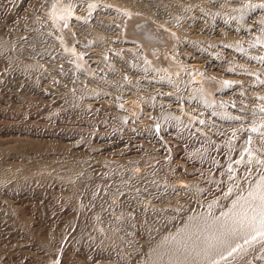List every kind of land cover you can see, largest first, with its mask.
I'll return each mask as SVG.
<instances>
[{
  "label": "rangeland",
  "instance_id": "rangeland-1",
  "mask_svg": "<svg viewBox=\"0 0 264 264\" xmlns=\"http://www.w3.org/2000/svg\"><path fill=\"white\" fill-rule=\"evenodd\" d=\"M28 1L30 2L31 0H0V10H1L0 11V35H1L0 38L2 37L1 42H3L2 44H0V46H3V44H4V41H2L4 39L3 37H5L4 33L5 34L8 33L9 35H10V33H12V32H10V31H12L11 28L18 27L19 32H22L21 30H23V32H24V33L22 32L23 35L20 33L21 40L16 41V43H14V44H16L15 45L16 47H14V45H13V48L14 49L18 48L16 50L20 51L19 53H21V54H18V51H17V54L14 53V56L13 55H12L13 57L11 56L12 59L10 58V61L13 63V61H14L13 59H16L14 57H17V55H18L17 59L23 60V66H28L27 70H25V72L23 73V77L22 76L20 77L18 73H16L17 75L15 74L16 71L12 67L13 64L10 61H8L9 58H5V60H7L8 63L5 60L4 61L7 64L11 63L12 64L11 68H9L10 64L7 66V64L5 62H3L4 58H2V57L5 56V54L1 55L3 53V51L0 54V142L3 141V143L5 144V141H6L5 146L0 147V151H1L0 153H3L2 152L3 148L8 149L9 148L8 145L11 144L10 145V147H11L12 145H16L14 143H17V146L22 148V151L24 154H25V151H27V150L30 152V154H29V152H26V158L27 157H28V159L30 158L29 161L30 160L36 161L37 162L36 164H38L40 166L45 165V164H50L51 166H53V165H55V162H57L58 160H61V159H62V161L65 160L64 163H66V165H67V163L69 161L71 164L70 168L71 167H74V169L78 168L77 169L78 171L74 170L73 168H72V170L76 172V173L75 172H73V173H74V175L76 174L75 179L77 182L81 183L82 181H84L81 183V185L83 183L86 185L85 182H87V184H89L88 183V182H90L89 180H91V182H92L93 179H94V181L96 180L95 182L94 181L92 182L93 184H95L97 182V180L101 181L102 183L105 182L106 184L103 183V186H104L103 187L102 183L99 182V183H101L100 189L103 188L104 190L98 189L99 192L98 191L95 192L97 195V198L95 195H93V193L90 195V192H91L90 188H88V189L84 188L85 191L89 190V192L88 191H87V193L83 192V194L84 195L87 194L88 196L90 195L91 197L89 196L90 197V199H89L87 195H86L87 197L84 195H81V197L84 196V198H82L83 199L82 201H81V197H79L80 194L77 191L78 189L76 190L73 188L74 192L76 191V193L78 194L77 196L79 197V199H77L78 197L76 196V193L74 194L73 189H72V192L70 190L68 192L69 186H63L64 181L62 182V187H66V188L68 187V189L62 188L60 186L61 181L58 179H56V181H55V179L49 178V180L51 179L49 186L51 185L52 187L54 185L53 182L55 183V182H57V180L60 181L59 182L60 185L58 184V182L55 183V185H54L55 188L48 187L46 185V187L48 189L49 188L52 189L51 191H49L50 189L47 191L45 186L44 185L42 186V184H44V183L46 184L47 182H49L47 180L46 181L44 180V182H43V180H42V182L38 180L37 181L38 183L37 182L35 183L37 186H35L34 183H29V186H28V184H25L26 187H24V188H27L28 190H29V188H31L30 189L31 191L25 190L23 188L24 185H22V189L25 190L24 192L21 191V186H19V187L17 186L19 189L17 187H15V191L17 193L14 191L13 187L11 189L3 188L5 195L7 197H10V199H7V197L5 198L3 191L2 190L0 191V194H1L0 197L3 196L4 198L1 197L3 200L4 199L9 200V201L4 200L7 203L3 204L4 205L3 208H6L5 206H8L7 205L8 203L10 204L11 207L13 206L16 208L20 205V202L21 203L23 202V204H21L19 206L20 207L19 213H21L19 215H23V217H25L27 214L30 216L33 214L32 217H34V216L36 217L38 214H40V216L38 215L36 218L35 217L31 218L30 216L27 215L29 217V219L27 216H26L27 218L25 217V221H26V219H28L27 224L29 223L28 221H30L31 228H29V224L27 226L28 229H30L29 230L30 233H29V231L25 230L27 232L26 233L24 231L25 228L21 227L20 225H18L19 227H21V229H19L18 226H15V222H13L14 224L12 223V225L15 226V227H13V229H14V231H13V229H10V228H12V225L9 223H6V222H10V221H8V220L6 222L3 221V223L11 225L9 227L8 225L3 224L2 220L0 219L1 220L0 224L2 223L0 225V229H1L0 230L1 231L0 232V240L4 242V244H3V242L1 243V241H0V243L2 244V246L0 248V255L2 254L1 251H3V255L6 253V256L1 255L0 264H22V263H25V264L26 263L27 264H34L35 263L36 264L38 260H39L38 263L46 264L49 262L50 259L52 261L50 260L49 264H51V263L53 264L56 261H57L56 262L57 264H62V263L68 264L70 261H74V260H75V262H72L73 264H76V261H78V260L80 263L77 262V264L78 263L81 264V261H83V260H80V259H81V257H82V259H84L85 256L91 260L88 261L85 258L87 261L86 262L83 261V264L84 263L88 264L87 262H89V264H92L95 262L94 260H96L95 259L96 257L97 258L101 257V256L100 257L97 256V254L98 255H104V251H105L106 257L104 256L105 257L104 258L102 256L101 257L102 259L100 258L101 260L105 259L103 262L101 261L103 264L109 263V261L111 259H112L111 261H113V258H116L117 256H118L117 257L118 259L117 258H116L117 260L114 259L113 263H115V261H118V263L116 262V264H120V262L122 260L124 261V258L122 255L124 253H126V250L128 251V249H129L127 247L130 245L129 242L132 243L134 241L131 245L133 247H135V245H136L138 248H141V246L139 247V245H137L138 243H136V241L140 242V245H141L143 243V241L145 240V238L142 237V232H140V233H138V232L142 231V230L145 232L146 230H144V229H147L148 226H151V228L153 229L154 227L151 224L152 223L154 224L159 219H160L159 221H162V217H164L163 212H169V207L183 208V207H186L188 205H194L195 207H198L197 209H201L203 212H217V211L227 209L229 206H231L230 203L234 199V196L236 194L243 193L246 191L247 186H248L250 180L252 179V177H254V176L256 177L257 175H259L260 173H262L264 171V147L256 146L257 138L264 136V132H262V131H264V0H244V1L237 0V1H232V2H228L227 0H110L112 3H105L104 5H101L99 8H97V6H99V4H96L95 5L96 8L93 9V12H91L92 11L91 10L86 14V18L83 17L85 20H88L91 22V23H89L88 30L90 32L89 36L92 37L91 33L93 35H96L97 32H100L102 34L104 32L102 29L103 27L105 28V30L107 27H108L107 30L112 29V27H110V26H112V22L114 21L115 17L117 15H119V12H118V6L119 5H122L125 2L126 3L131 2L133 4L134 3L139 4L142 1V3L147 7V9H150V12L158 15V16L157 15L156 16H157V18L159 17V20L163 19L164 22L167 21V24L168 25L170 24V27H172V28L174 27V30L176 29L175 31H179L177 33L181 34L180 36L186 37V36L191 35V38H193L194 41L196 43H198L197 47L195 45L196 48L209 49L210 52H212V53L214 52L216 55L217 54L219 55L220 54V52H219L220 46L217 43L220 42V40H222L223 37H225V38L229 37V40H231V42L233 44H235V43L246 44L247 50L244 51V57H241L239 55H235V56L233 55L231 57V59L226 63V65L224 64V66H222L218 69L217 68H207L208 66L202 62L203 60H191L189 57L193 53V50L190 48H186L185 44H184V47H185L184 53L181 56H180L179 52L176 53V55H175L176 60H179L182 63L181 68L178 70L179 74L184 71V68H189L192 71L191 75L193 77L201 76L202 79H208L209 77H211V83L214 86L216 83V86L213 89V91H214L213 97L214 98H207L208 104H205V103L200 102V101H194V100H189V102H188L187 100L183 99L184 101H183V105L181 107H183V109H182L183 114L188 116L187 117L188 121H187V119L185 121L178 119L179 121H181L180 123H182L181 124L182 126H180V125L177 126V128H179V129H177L176 126H174V125H173V127H170L168 129L163 128L161 123L157 120V114L155 113L156 112L155 105L151 104V108H148L147 104H146L147 99L145 98L146 96H148L149 94H151L153 92H154V94H157V89L153 88V89H151V91L149 93L148 92L146 93L144 90L141 91L139 89L137 91L136 89H134L133 86H136L135 83L137 81H139V79L143 83V81H144L143 79L145 77L143 75H141L140 77H137V76L134 77V75H133V79H130V78H132L131 76H129L130 74L127 73L126 70L122 68V66H119L117 64V62H108V61L103 60V61H100L96 64L95 60H97V59L95 57H93V58L89 57L88 59H85V58L82 59L83 61H85V64H84L83 61H78V59L76 57H74V61L76 63L73 66V63L71 60V61H69V65L73 66L77 72H75L74 76L69 75L70 73L67 75V73L69 71L68 69H66V64L68 63V60L65 58V55H63L64 53H61L60 50H58V49H60L59 47L57 49L58 51L52 50L53 49L52 47H54V44H55L54 42H51L52 39L50 41H49V38H47L45 40L42 38L41 35H38V34H41L40 31L43 29L42 27H45L47 25L46 20H44V18L42 17V14H41L42 10H40L41 12L39 11V9L41 7H37V9H36L40 14L37 11H35L36 13L34 12V15H32L33 13L30 14V16H31L30 21L35 20V16H36V19H38L37 21H39V22L32 21V23H35L36 28H38V26H40V28L37 29L38 31L39 30L40 31L35 35V33L32 32L31 29H27V27H26L27 22H26V20H24V19H26L25 18L26 13H27L26 11H29L28 9H30L32 6H35V4H37V3H39V4H37L38 6L39 5L41 6V4H42V0H34V1L32 0L30 2L31 4L28 3V5H27L26 3ZM35 1H37V3ZM107 1H109V0H107ZM106 4H109L110 6H106ZM24 5L26 6V11L24 10L25 9ZM28 6H31V7L28 8ZM3 9H5L6 11H4ZM257 9H259V10H257ZM23 11H25L26 13ZM253 11H256V15H257V16H255V19H254L255 24H256L255 26L251 25L252 23L249 22L248 17H247V15ZM24 13H25V15H23ZM37 16L39 18H37ZM198 16L203 18L201 20V24H202L203 29L200 28V30H198L196 32H187L185 29L186 26L191 27V25H192L194 27H197L195 25L197 24L196 21H197ZM220 18H225L226 20L231 21V23L233 24L234 27L239 28V29H243L246 32H241V34L233 36L231 34L229 35L228 31L225 30L224 35L223 34H220V35L216 34L214 36L212 29H213L216 21ZM163 20H162V22H163ZM110 22H111V24H110ZM41 23H43V24H41ZM38 24H41L42 26L38 25ZM10 25H12V26L10 27ZM126 25H127V22H126ZM7 27H8V29H6ZM197 28H199V27H197ZM19 29H21V30H19ZM84 32H81V34L85 35L86 32L85 33ZM8 34H6V37ZM227 35H229V36H227ZM6 37H5V39L8 38V37L7 38ZM85 37H86V35H85ZM80 39L79 40H76V39L73 40V43H75V49L77 48L79 50V52L77 50H74L75 53L71 51L72 55H74L76 53H81V51L83 50V47H81L82 45H81ZM20 41H23L22 46L20 45L21 44ZM77 41L78 42L80 41V43L78 44ZM101 42H102V40H101ZM51 43H54V44H53V46L50 47L49 44H51ZM33 45H35V48L36 47L38 48V50L36 49L37 51L35 50ZM250 46H252V47L250 48ZM3 47H1V48L4 49ZM182 47H183V45H182ZM1 48H0V51H1ZM19 48H22V49L19 50ZM55 48H56V46L54 47V49ZM169 48L172 49L171 47H169ZM100 49H101V53H104L101 46H100ZM10 52H12V51H10ZM59 52L62 55L59 54ZM248 55H250L251 59L249 58L247 60ZM99 59H100V57H99ZM249 60H250V62H248ZM29 61H30V63H29ZM79 62H81V63H79ZM195 62L199 64V66H197V68L193 67V65L195 66V64H194ZM250 63L253 64V66H254L253 68L255 70V72H254L255 77H253V78L248 77L247 75H244V74L238 72L241 69V66H245V65H248ZM28 64H30V65H28ZM37 67H39V69H41V71H38ZM78 69H79V71H78ZM10 70H12V71H10ZM209 71L214 72L215 75L218 76V79L220 80V82L223 85L219 82V80L217 82L216 77L210 76ZM12 73H14L16 76H14V74H12ZM82 73H84V74H82ZM160 73H163V72H160ZM146 74L153 77V78H158L159 80L162 78V76H158L159 74H152V72L149 74L146 72ZM169 74H171V73H169ZM171 77H173L174 80H177V78L174 75ZM21 78H22V80H20ZM18 79H19V81H18ZM76 79H77V81H75ZM16 81H18L19 83H17ZM130 82H133V85H130L131 84ZM19 84H20V86H17ZM72 86L76 87L75 91L77 93H80L81 96L83 97L82 100L84 102L82 101L81 103H83L82 105H85V107L87 109L81 108V106L78 107V105H76L75 103H73L74 105H72V102L70 103L68 101V100H70V98H68L66 100L67 90H70V91L74 90ZM222 86H224L225 88H229V89H227L226 91H223V92H219V89L222 88ZM80 89L82 92L83 91L84 92L82 93L80 91ZM82 89H84V90H82ZM188 90L189 89L187 87H185L184 89L180 90L179 94L182 95L183 97H187V91ZM142 92H144V93H142ZM96 93H98V94H96ZM95 94L98 96H101V99L103 98L102 103H103V105L106 104L107 109L105 106V108H103L104 110H100V108L102 107L101 102L90 103V99L88 98V96H96ZM130 94H133V96L137 100H139V102L142 103V109L140 108L138 110V112L142 114V117L140 118L142 120L141 121H137V120L133 121L132 124L130 123L131 126H129L128 120H127L128 123L125 122L126 125H124L123 124L124 121H123V123H121L117 119L115 120L114 116H112V115H119L121 113L119 106H117L118 98H120L121 96H126V95L129 96ZM237 96H241V99L243 100L242 104L236 101ZM204 106H206V107H204ZM93 107H96V108H93ZM207 107L209 108L210 113L208 112ZM213 108H215V109L219 108L218 110L220 111V109H221L222 111L218 115H215V114L213 115ZM94 110H95V112H94ZM108 110H110V111H108ZM102 111H104V112H102ZM106 111L108 113L110 112L111 114L106 113ZM111 117H113V118H111ZM134 123L135 124L138 123V125L141 124V126L143 125L142 127L140 126L139 128L140 129L145 128V129L144 130L142 129L143 131H141L139 128H137L138 129L137 130L134 127L135 126ZM144 124L146 125L145 127H144ZM130 127H132L131 129H136L137 131L131 130ZM261 128H262V130L260 132H258L257 130H260ZM146 129H147V131H146ZM171 132H173V133H171ZM175 132H176V135H174ZM246 136H248L247 140H241L243 138H246ZM130 137H131V139H130ZM12 140L16 141V142H12ZM258 140L264 141V137H262ZM8 141L10 142V144L7 143ZM3 143H0V146ZM159 145H161L162 147L164 145V147L161 148ZM168 145L171 147H169ZM242 145H245V146L241 149L240 147ZM7 146H8V148H6ZM32 146L35 148H33ZM25 147H26V149H24L25 150L24 151L23 148H25ZM29 147H31L30 150H32V148H33V149H36V151L35 150H32L33 152L30 151L28 149ZM44 147L45 148L47 147L46 148L47 151L45 150ZM48 148H50V151H52L54 153L51 152L52 154H50V151L48 150ZM146 148H147V150H146ZM5 149L3 150L5 152V153H3L4 155L2 154L0 157H2V156L4 157L5 154L7 153V151H5ZM162 149L163 150L166 149L167 151L165 150V152H164ZM43 150H44V153H43ZM34 152H38V153L36 154ZM56 152H58V154ZM32 153H34V155H36V156L32 155ZM45 153H47V154H45ZM55 153H56V155H58L59 158L57 156H56L57 159H55L56 157L55 158L53 157V156H55L54 155ZM42 154L45 156L48 155L49 157L48 156L45 157ZM8 155H9V153H8ZM28 155H30V156L32 155V156L29 157ZM13 156H15V158L12 160ZM64 156H65V158L63 160ZM8 157L9 156H7V154H6L5 158H8ZM19 158L20 157H18V155H17V159H16V154H13L10 157V159H8V161L12 162V164H14L15 162H26L24 160L21 161V158L20 159ZM31 158H36V160H34V159L32 160ZM115 158H117L118 160ZM102 160H104V161L114 160L115 162L118 161L119 162L118 165H117L118 162L115 164V162L112 161L113 163H111V164H113V166L116 165L115 168L117 170L114 167H112V168L115 171L113 169H112L113 170L112 171L110 168H105V164L103 163ZM168 161H169V163H167ZM27 162H28V160H27ZM94 162H95L96 169L94 166H93L94 169L92 166H90L92 163L94 164ZM97 162H100V163L98 164ZM101 162L103 163L104 166L102 165ZM97 164H98V167H100L99 165L101 164V168L103 170L105 169L104 171L106 173L103 170H101V168H98ZM68 166H69V163H68ZM166 166L167 167L169 166V168H168L169 171L167 170V173H165L166 169H167ZM35 168H33L34 171L36 170ZM79 168L82 170V172L79 171ZM47 170L49 171L50 168ZM86 170H88L89 172L87 173ZM38 171H39V174L37 173ZM40 171H41V169L36 170V173L38 175H40ZM101 171H103L104 173ZM77 172L78 173L81 172L82 177L81 176L78 177ZM142 175H144V176L142 177ZM168 176H170V177L172 176L171 178H173V176H176L177 177L176 179L173 178L171 180L180 179L186 185H189L190 196L187 193L188 191L187 192L185 191L186 192V194H185L184 191H177V192L176 191H169L165 187H162V185H164V184H160V182L161 183L162 182L168 183L170 181ZM77 177L80 178V180ZM136 177H138V178L140 177L141 179L140 178L138 179ZM81 178H82V180H81ZM137 181L138 182L141 181V183H138L135 185L134 182L136 183ZM152 181L154 182V184L152 183ZM40 182H41V185H39ZM51 182H52V184H51ZM155 182L156 183L159 182L158 186L156 185L157 187L155 186ZM99 183L97 182L96 185ZM117 183H119V184H117ZM129 183H131V184H129ZM56 184H58V185L56 186ZM64 184L67 185L66 183H64ZM74 184H76V183H74ZM31 185H33L34 187H37V188L39 186L40 187L42 186L41 189H43V191L40 188H38L40 190H37V188H32L33 186L30 187ZM89 185H91V183ZM105 186H107V187L105 188ZM121 186H122V188H121ZM124 186L126 187L125 189H123ZM127 186H129V187L132 186V188H129ZM58 187H60L63 190L65 189L64 191H66V193H70V195L66 194L67 195L66 196L65 192H63ZM154 187H156L155 190H154ZM107 188H108V190H106ZM127 188L129 190V192L126 191ZM0 189H2V188L0 187ZM9 190L11 192H9ZM59 190L62 191L63 193L61 192L62 194H60ZM105 190L107 191V194L102 193V192H106ZM18 191H20V192L18 193ZM52 191H53V193H56L57 195H54L52 193ZM132 191L138 197L136 199L140 200V202H141V200H145V202L143 201L144 203H146V201H148L146 203L148 205L147 207H149V205H151V206L154 205L153 207H151V206L149 207V209L152 208L151 211L153 214H151V211L149 209H148V213H147V210L144 211L143 209H145V208H142V210L144 212L142 210L140 212H136V210H138L140 208L133 207V210H132L131 209L132 207L130 208V206L127 204V202H123L124 201L123 199H125V198L127 199L128 197H130ZM43 192H45V193H43ZM123 192L125 195L123 194ZM126 192H127V194L128 193L130 194V195L128 194L129 195L128 197H126V195H127ZM9 193H12V194H10L8 196ZM28 193H29V196H28ZM49 193L51 194V196L53 195L55 198L52 196L54 199L53 198L50 199L49 197H51V196ZM97 193H99V195ZM183 193L185 195L180 196V194H183ZM24 194L25 195L27 194V196H26V199L22 200L21 198H23ZM44 194H46V195H44ZM71 194H73L74 196ZM100 194L103 195V196L101 195L102 197L108 195L105 198L106 203L103 202L104 199L102 197H100ZM12 195H14V198L12 197ZM16 195L19 196V200L21 199L20 202L18 200V203H17L18 197H16ZM42 195H44V196H42ZM135 195L132 194L131 197H133ZM57 196H59V197H57ZM122 196H123V199H122ZM70 197H72V198H70ZM85 197H86V199H85ZM108 197L110 199L111 198L112 199L109 201H106V199ZM1 198H0V200H2ZM92 198H94V199L92 200ZM12 199H14L16 201H14V203H13V201H11V203H10V200H12ZM71 199L72 200L77 199V201L73 202ZM96 199H97V201H96ZM126 199H125V201H126ZM51 200H52V202H51ZM78 200H80V201H78ZM85 200L87 202H83ZM2 201H0V202H2ZM49 201H50V203H49ZM71 201L73 202L72 208L70 207ZM91 201H92V203L94 201L97 204H98V201H100V202H103V204L100 202H99V205L94 204V203L91 204ZM113 201H115L114 203L116 204V206H113V205H115L113 203ZM24 202H26L27 205L25 204V207L23 209V208H21V206H24ZM107 202H108V204H107ZM109 202L112 203L113 205L109 204ZM28 203L30 204V206H28L29 205ZM75 203L77 206L75 205ZM117 203L119 205H117ZM16 204L17 205L19 204V205L16 206ZM89 204H91L92 206L91 205L88 206ZM156 204H159L160 206L158 207V205L156 206ZM93 205H95V206H93ZM101 205L103 206L102 207V213H103V208H105L104 205L106 206V208H107V205H109L108 210H110V208H112V207H113L112 208L113 210L114 209L116 210V212H115V211H112V209H111L110 213L112 211V214L113 213H115V214L119 213V215L118 214H117L118 216L115 214L112 215L109 213V211H106V210H104V212L106 211V212H108L107 213L108 215L109 214L111 215L110 217L116 216V218H118V219H121L122 218L121 216H124V220L125 221L127 220L129 222V225H131V226L133 225V227L128 228V222L127 221H126V223H127L126 225L125 224L123 225V223H125L124 221L121 224L119 223V226L123 227L122 229H120L121 236H123V234H125L124 232H127V230H129V232L126 233L127 235L122 237L123 239L122 238H120L121 240L119 239V241H121V242L118 241L117 246L116 245H115L116 247L114 246L115 248L113 249V251H112V247L110 249L109 246H106L105 244H100L101 242L98 241L99 239L98 240L94 239L95 235L98 234L100 236V233H102V232H103V234L101 235L102 238L100 237V239H103L105 237L104 228H102L103 226H101L103 220L101 221L102 218L100 220L98 218L101 215V209L100 210L98 208L93 209V208L98 207V206L100 208ZM134 205H137V204L133 203V206ZM2 206L0 205V208ZM10 206L7 208H10ZM138 206H140V204H138ZM66 207L67 208L70 207V208L67 209ZM73 207L74 208L76 207V208L73 209ZM89 207L91 210L89 209ZM156 207H157V209H156ZM25 208L30 209L31 212H30V210L27 211V209H26V211H27L26 212L27 214H26L24 212ZM84 208H85L84 214L86 212L91 213V214L96 213L97 209H98L97 211H100L99 213L97 212L99 215L97 213L93 214V215L86 213V214H88V216L87 215H85V216H87V217L92 216L93 222L91 221V218H90V220H88L89 218L86 219L87 217H85L84 215H82V216H84L83 218H80V217H82L81 213H83L82 211ZM158 208H160V209L158 210ZM66 209L69 211L74 210L73 211L74 213H76L78 211L79 212L74 214L72 211H71L72 213L68 211L69 212L68 213L67 211L65 212ZM155 209L158 210V212L157 211L155 212ZM16 210H17V208H16ZM21 210L23 211V213L21 212ZM88 210H90V211H88ZM117 210H119V211L117 212ZM230 210H228V211H230ZM33 211H37L39 213L37 214L35 212L36 213L35 214V213H33ZM60 211H63L61 213L63 215H61L59 213ZM28 212L31 214H29ZM106 212L104 213V215L106 214ZM159 212H161L163 216L161 214H160L161 215L160 217H159V214L157 216H155ZM24 213L26 214L25 216H24ZM58 213L60 214V216L62 218L59 216ZM67 213L71 217H72V214H73V216L74 215L76 216L75 219L73 217V220H72L73 222L70 221L72 218L71 219L68 218L69 216ZM120 213L121 214L123 213V214L120 216ZM138 213H140L139 215L142 216L141 219L136 216ZM142 213H144V216ZM145 214H147V215L149 214L150 217L145 215ZM95 215L96 216L98 215V216L95 217ZM108 215L106 217H109ZM125 215H127L129 219L126 218L127 216L125 217ZM153 215L155 216L154 219H153V217H154ZM93 216L95 218V221L97 220V222L94 221ZM59 217L61 219H64V218L67 219L68 218L67 219L69 221L68 224L67 223L65 224V221H64L65 219L63 220L64 222L62 223V220L59 219ZM30 218L33 220H31ZM149 218H151V220H153V221L148 220ZM57 219H59V220H57ZM82 219H83L84 223L80 222V220H82ZM136 219L138 221H136ZM34 220H37V223H36V224H38L37 226H36V224L34 226V223L36 222ZM67 220H66V222H67ZM98 220L101 222L98 223ZM141 220L144 223V224L143 223L142 224L145 226H143L141 224V222H140ZM154 220H155V222H154ZM32 221H34V223H32ZM60 221H61V223H60ZM76 221H79V225H81V223H83L82 227H83V225L85 226V227H83V228H85V232H84V229L80 226L82 231L79 232V235L82 236L83 232H84L83 235L85 233L86 234H85V236H82V238L80 237L81 243H80V240L78 241V239H80L79 235H76V237H74V239L72 237H70L73 240V243H72L73 246H72L71 242L68 241L71 239L62 240L59 237H63V239H64L67 237V235H66L67 233L70 232L69 234H71L70 229L73 227L72 223H76ZM88 221H89V223H88L89 226L86 224ZM132 221L133 222L136 221V223L134 224ZM90 222L92 224H90ZM45 223H47L46 224L47 226L45 225ZM58 223H60L62 225L60 226ZM138 223H140V224L138 225ZM55 224H57L58 227L60 226V229L62 228L63 231H60V229ZM63 224H65L64 228H63ZM70 224H71V226H70ZM48 225L53 226L51 231H49L50 229H49ZM68 225H69L70 229H69ZM90 225L92 227H90ZM93 225H95V226H93ZM121 225H123V226H121ZM3 226H5V227H3ZM32 226L34 229L32 228ZM65 226L70 231L67 230V228ZM98 226H100L101 228L99 227L100 228L99 229ZM134 226H135V228H134ZM55 227L58 229L59 233H57L58 231H56ZM88 227L91 228L92 231H91V229L89 230ZM95 227L98 229H96ZM22 228H23V230H22ZM35 228H37V229H35ZM43 228L48 229V231L44 230ZM2 229H3V231H2ZM41 229H43V230H41ZM95 229L97 231H99V230H101V231H99L97 233L96 231H94ZM135 229H137V230H135ZM35 230H37V231H35ZM38 230H40V231H38ZM53 230H54V232L56 231V233H57L56 234L53 232L52 234H54L55 237L57 236L56 239L58 238V242H60L59 239H61V241L65 242V243L62 242L63 244L60 242L61 245L67 244V247H69V249H67L66 245H65V247L62 246L64 248V249H62L61 246L59 247V245H57L58 242H56V239L51 238L52 235L50 234V232H52ZM88 230H89V232H92V233L96 232V234L93 235L94 233L93 234L87 233L86 231H88ZM4 231H6V232L10 231L8 233V235H10V233H11L13 238L17 237L16 239H14L15 241L13 240L12 237H11L12 240L9 239L10 237L8 235H6L7 233ZM15 231H16V233H15ZM41 231L42 232L44 231V232L42 233ZM150 231H151V229L148 228L147 232H150ZM35 232H39L41 234L35 233ZM4 233L6 235L5 238L6 237L8 238V239L6 238V240H9L11 245L9 243H8L9 245H7V242H9V241L5 242V240H4L5 238H3ZM22 233H23V235H22ZM28 233L34 234L35 238H37L36 236H38V235H40L39 237H43V236L50 237V235H51V237L49 239H52L55 241V243L53 244L54 247H53L52 242H51V245H52L51 249L43 252L44 251L43 247L41 248L42 250L39 249L40 245H39V243H37L38 239H33V235L31 234L32 235V236L30 235L31 239H33V240H31ZM44 233L46 235L49 233L50 235L48 234V236H46V235H44ZM62 233L64 236L62 235ZM35 234H37V235L35 236ZM58 234L59 235L61 234V235L58 236ZM69 234H68V237H69ZM20 235H22V236H20ZM133 235H135V237H133ZM137 235L139 236V240L137 238L138 237ZM25 236H27V237H25ZM127 236L129 237V239L131 237H133V240L132 239L129 240L128 238H125ZM22 237H25V238H22ZM86 237H88V239L89 238L90 239L88 240ZM95 237L97 238L98 236H95ZM18 238H19V240H18ZM75 238H78V239L76 240ZM20 239L21 240L24 239L25 241L27 240L29 245L32 242L31 245L33 244L34 246L30 245V247H32L30 249L28 244L26 243L27 241L24 242V240H22L24 244L22 242L21 243L23 245H25V247L22 244H21L22 245L21 246L19 244L21 241ZM127 239H128V241H127ZM74 240H76V241H74ZM84 240H86L85 244H84ZM141 240H142V242H141ZM67 241H68L69 245H68V243H66ZM77 241L79 242L78 243L79 245L77 244ZM88 241L89 242L94 241L93 245H95L96 242H98L96 245L99 244L100 246L103 245L105 248H107V247H109V248L105 249L104 247H100L98 249V247L96 245L93 246ZM124 241H125V244H124ZM14 243L16 244V247H15ZM36 243L38 244V247L35 246ZM5 244H6V246H5ZM80 244H83L85 247L87 245V247H86L87 250L82 252V250H84L85 248L83 247V245L80 246ZM119 244H121L120 246H124V247L126 245V247L125 248L122 247V249H120L121 247L118 246ZM18 245H20L22 252L20 250V252L15 253L13 250L19 251V248H17V247H19ZM10 246H13V247H10ZM74 246H76V247H74ZM90 246L95 247V248H93V250H91L92 247H90ZM3 247H5V249H4L5 252L3 250ZM7 247L12 248V250L10 248L8 249ZM22 247L26 248L27 250H29V249L30 250L25 251V249ZM55 247H56V249H58V250H56V252H55V250L52 249ZM77 247H79V248H77ZM129 247H131V246H129ZM137 247H135V248H137ZM13 248H15V249H13ZM74 248H76V249H74ZM101 248H103V249H101ZM123 248H124V250H123ZM6 249H8V251ZM34 249H36L37 251H34ZM60 249H62V252L65 254V256L61 252ZM77 249L78 250L80 249V250L75 253V251H77ZM96 249H97V251H96ZM109 249H110V252H109ZM9 250H11V252L13 251V255L9 252ZM38 250H40V251H38ZM50 250H52L51 252L53 254L57 253L59 255L61 254V256L56 255V254L53 255L50 252ZM89 250H91V251H89ZM102 250H104V251H102ZM106 250L108 251L107 253H106ZM117 250L119 252L118 255L116 252ZM23 251H24V253L26 252L27 254H24ZM31 251L32 252L34 251L33 253L37 252L36 254L38 255V257L35 256L34 254H32ZM47 251H48V255H49V252H50V254H52V255H49V257L52 256L53 259L49 258L47 256V253H46ZM68 251H69V254L66 253ZM87 251L90 252V253L88 252L89 255L92 253L91 255H93V256L90 255V258H89V255H87ZM122 251H123V253H121ZM28 252L29 253L31 252V254H28ZM70 252H74V254H76V256H78V255L80 256L83 253V256L81 255L80 257H78L79 258L78 259L76 256H74V254L72 256H70L71 255ZM79 252H82V253L79 254ZM44 253L47 256V258H49L48 262L43 261V259L41 260V258H43ZM120 253L122 254L120 256L121 258L119 257ZM15 254H18V255L20 254V255L16 256ZM21 254H23V255H21ZM40 254L42 255V257ZM84 254H86V255H84ZM27 255L28 256L33 255V257L34 258L36 257V258L34 259L33 257H30V256L28 257ZM108 255H110V258H111L110 260H109ZM23 256L24 257L27 256L29 259L33 258V259H31L32 261L30 260L32 263L28 262L29 259L27 257H25L23 259ZM46 256H44L45 259H47ZM67 256L69 258L76 257L77 259L72 258V260H70ZM114 256H116V257H114ZM57 257H58V259H60V261L57 259ZM65 257H67L69 259V262L67 261L68 259ZM64 258H65V260H62ZM119 258H120V261H119ZM36 259H37V261L35 262ZM92 260H93V262L91 263L90 261H92ZM40 261H43V263H41ZM61 261H62V263H61ZM65 261H67V262H65ZM96 261H97V263L95 262L94 264H98V263L101 264V262L98 261V259ZM105 261H107V262H105ZM111 261H110V264H111ZM56 263H54V264H56ZM72 263L70 262L69 264H72ZM121 264H123V263H121Z\"/></svg>",
  "mask_w": 264,
  "mask_h": 264
},
{
  "label": "bare ground",
  "instance_id": "bare-ground-1",
  "mask_svg": "<svg viewBox=\"0 0 264 264\" xmlns=\"http://www.w3.org/2000/svg\"><path fill=\"white\" fill-rule=\"evenodd\" d=\"M32 1V0H31ZM30 1V2H31ZM34 1V0H33ZM110 1V0H109ZM109 1H107V0H42V4H41V6L39 5H37V4H39V3H37V1H35L37 4H35V6H28V8L29 7H31L30 9H28L29 11H26V6H25V11L27 12H25V11H23V12H25L26 13V19H24V20H26V22H27V29H31L32 30V32H34L35 33V35L40 31H38L37 29L38 28H40V26H38V25H41V24H43V23H41V24H38L37 26H38V28H36V26H35V23H32V21H37L38 19H36V16H35V20H32V21H30L31 19V16H30V14H32V15H34V12L35 11H37L36 9H37V7H41L40 9H39V11L40 10H42V12H41V14H42V17L44 18V20H46V26L45 27H42L43 29L40 31V33L41 34H38V35H41L42 36V38L43 39H47V38H49V41L52 39V41L51 42H54V43H51V44H49L50 45V47L51 46H53V44H54V47L56 46V48L54 49V47H52L53 49L52 50H57L58 49V47L60 48V49H58V50H60V52L61 53H64L63 55H65V58L68 60V63L66 64V69H68L69 71H68V73H67V75L69 74V75H72V76H74V74H75V72H77L75 69H74V64L76 63L75 61H74V57H76L77 59H78V61H83L82 59L83 58H85V59H88L89 57L91 58H93V57H95L97 60H95L96 61V64L98 63V62H100V61H108V62H117V64L119 65V66H122V68L123 69H125L126 70V72L127 73H129L130 75L129 76H131L132 78H130V79H133V75H134V77L135 76H137V77H140L141 75H143L145 78L143 79L144 81H143V83L141 82V80L139 79V81H137L136 83H135V85L136 86H133V88L134 89H136L137 91L140 89L141 91H145L146 93L148 92H150L151 91V89H153V88H155V89H157V94H154V92L153 93H151V94H149L148 96H146L145 98L147 99V102H146V104H147V107L148 108H151V104L152 105H155V108H156V114H157V120L161 123V125L163 126V128L165 129H168V128H170V127H173V125L174 126H176V128H177V126L178 125H180V126H182L181 124L182 123H180L181 121H179V120H182V121H185L186 119H187V117L188 116H186V115H184L183 114V107H181L182 105H183V101L184 100H187L188 102H189V100H194V101H200V102H203V103H205V104H208V101H207V98H214L213 96V89H214V87L216 86V83H215V86L211 83V77H209L208 79H202L201 78V76H199V77H193L192 75H191V70L189 69V68H184V71L182 72V73H180L179 74V72H178V70L181 68V65H182V63L179 61V60H176V57H175V55H176V53L177 52H179L180 53V56L184 53V50H185V47H184V44L186 45V48H190V49H192L193 50V53L191 54V56L189 57L191 60H203L202 62L205 64V65H207L208 67L207 68H220V67H222V66H224V64L226 65V63L231 59V57L234 55H239V56H241V57H244V51L245 50H247L246 49V44H240V43H235V44H233L232 42H231V40H229V37H223L222 38V40H220V42H218L217 44L220 46V50H219V52H220V54L218 55H216L214 52L212 53V52H210V50L209 49H204V48H196L197 47V45H198V43H196L195 41H194V39L193 38H191V35L190 36H186V37H183V36H180L181 34H178L177 32H179V31H175L174 30V27L172 28V27H170V24L168 25L167 24V21L166 22H164V20L163 19H160L159 20V17L157 18V14H154V13H152V12H150V9H147V7L142 3V1L138 4H136V3H124V4H122V5H119L118 6V12H119V15H117L116 17H115V19H114V21L112 22V26H110V27H112V29L111 30H107V28H106V30H105V28L103 27L102 29H103V33L101 34L100 32H97V34L96 35H93L92 33H91V35H92V37H90L89 35H90V32H89V30H88V27H89V23H91L90 21H88V20H85L83 17H85L86 18V14L89 12V11H91V12H93V9H95L96 7H95V5L96 4H99V6H97V8H99L101 5H104L105 3H112L111 1L109 2ZM228 2H232V1H237V0H227ZM239 1H244V0H239ZM29 1L26 3L27 5H28V3H30ZM44 2V3H43ZM33 3V2H32ZM31 4V3H30ZM34 4V3H33ZM37 5V6H36ZM106 6H110L109 4H106ZM49 8V9H48ZM4 11H6L5 9H3ZM2 10V11H3ZM257 10H259V9H257ZM1 11V10H0ZM22 12V13H23ZM38 12V11H37ZM90 12V13H91ZM5 13V12H4ZM25 13L23 14V15H25ZM36 13V12H35ZM39 13V12H38ZM40 14V13H39ZM157 15V16H156ZM259 15V14H258ZM39 16V15H38ZM37 16V18H39ZM41 16V15H40ZM255 16H257L256 15V11H253V12H250L248 15H247V17H248V20H249V22L250 23H252L251 25H253V26H255L256 24H255ZM95 18V17H94ZM34 19V18H33ZM41 19V18H40ZM203 18L202 17H200V16H198V18H197V24L195 25V26H197V27H199V28H197V27H194V26H192L191 25V27H187L186 26V31L187 32H196V31H198V30H200V28L201 29H203V27H202V24H201V20H202ZM43 20V21H44ZM90 20V19H89ZM95 20V19H94ZM162 20H163V22H162ZM37 22H39V21H37ZM36 22V23H37ZM45 22V21H44ZM126 22H127V25H126ZM110 24H111V22H110ZM12 25H10V27H11ZM16 26V25H15ZM42 26V25H41ZM44 26V25H43ZM14 28V27H13ZM13 28H11V30L12 31H10V32H12V33H10V35L8 34V33H6V34H8L7 35V37H6V34L4 33V35H5V37L8 39H5V37H3L4 39L2 40V41H4V44H3V46H0V48L1 47H3L4 49H2L1 48V51H0V54L2 53V51H3V53L1 54V55H3V54H5V56L4 57H2V58H4L3 59V62H7L8 63V61H10V58L12 59V57L14 56V53H16L17 54V51L18 50H16V49H18V48H13V45H14V47H16L15 45L16 44H14V43H16V41H19V40H21V36H20V33L23 35V30H21V29H19V30H21L22 32H19L18 31V27H15L14 29ZM84 28V29H83ZM6 29H8V27L6 28ZM10 30V29H9ZM228 31V33H229V35L231 34V35H233V36H236V35H238V34H241V32H246L245 30H243V29H239V28H236V27H234L233 26V24L231 23V21H228V20H226L225 18H220V19H218L217 21H216V23L214 24V27H213V29H212V31H213V35L215 36L216 34H218V35H220V34H225L224 33V31ZM4 31V30H3ZM8 31V30H7ZM86 32V37H85V35L84 34H81V32ZM84 32V33H85ZM32 34V33H31ZM222 35V36H223ZM229 35H227V36H229ZM1 36V35H0ZM83 38H82V37ZM2 38V37H1ZM1 38H0V42H1ZM81 38V39H80ZM74 39H76V40H81V47H83V50L81 51V53H76V54H74V55H72L71 54V51L72 52H74V50H77L78 52H79V50L76 48L75 49V43H73V40ZM23 40V39H22ZM41 40V39H40ZM101 40H102V42H101ZM21 42V46H22V42L23 41H20ZM78 42V41H77ZM3 42H1L0 44H2ZM18 43V42H17ZM43 43V42H42ZM80 43V41L78 42V44ZM35 44V43H34ZM18 45V44H17ZM36 45V44H35ZM35 45H33L34 46V48H35ZM77 45V44H76ZM182 45H183V47H182ZM195 45H196V47H195ZM20 46V47H21ZM78 46V45H77ZM100 46L102 47V49H103V51H104V53H101V49H100ZM18 47V46H17ZM169 47H171L172 49H170ZM252 46H250V48H251ZM22 48H19V50H21ZM38 50V48L36 47L35 48V50ZM36 50V51H37ZM40 50V49H39ZM57 50V51H58ZM10 51H12V52H10ZM20 51H18V54H21V53H19ZM59 52V54H61ZM75 53V52H74ZM251 54V53H250ZM13 55V56H12ZM62 55V54H61ZM12 56V57H11ZM17 57H18V55H17ZM17 57H14V58H16L17 59ZM99 57H100V59H99ZM5 58H9L8 59V61L7 60H5ZM20 58V57H19ZM23 58V57H22ZM250 58V55H248L247 56V60ZM16 59H13L14 61H13V65L11 64V63H9V64H7L6 62V64H7V66L9 65L10 67L9 68H11V65H12V67H13V69L16 71L15 72V74L16 73H18L19 74V76L21 77H23V73L25 72V70H27V68H28V66H23V60H16ZM251 59V58H250ZM5 60V61H4ZM72 60V63H73V66H71V65H69V61H71ZM84 62V64H85V61H83ZM90 62V61H89ZM94 62V61H93ZM248 62H250V60L248 61ZM29 63H30V61H29ZM79 63H81V62H79ZM83 64V65H84ZM195 64V66L193 65V67H195V68H197V66H199V64L198 63H194ZM28 65H30V64H28ZM201 67V66H200ZM254 66H253V64H248V65H245V66H241V69L238 71V72H240V73H242V74H244V75H247L248 77H251V78H253V77H255V70H254V68H253ZM13 70V71H14ZM37 70L38 71H41V69H39V67H37ZM206 70V69H205ZM10 71H12V70H10ZM78 71H79V69H78ZM82 71V70H81ZM80 71V72H81ZM64 72V71H63ZM83 72V71H82ZM146 72L149 74V73H151L152 72V74H159L158 76H162V78L159 80L158 78H153V77H151V76H149V75H147L146 74ZM160 72H163V73H160ZM210 72V76H214V77H216L217 78V82H218V76L217 75H215V73L214 72H212V71H209ZM225 72V71H224ZM169 73H171V74H169ZM12 74H14V73H12ZM14 74V76H16ZM82 74H84V73H82ZM175 76L176 78H177V80H174V78L173 77H171V76ZM252 75V76H251ZM83 76V75H82ZM18 77V76H17ZM16 77V78H17ZM136 77V78H137ZM19 78V77H18ZM81 78V77H80ZM17 80V79H16ZM20 80H22V78L20 79ZM200 80V81H199ZM18 81H19V79H18ZM18 81H16L17 83H19ZM75 81H77V79L75 80ZM215 81V80H214ZM23 82V81H22ZM219 82H220V80H219ZM131 84L130 85H133V82H130ZM221 83V82H220ZM21 84V83H20ZM20 84L19 85H17V86H20ZM222 84V83H221ZM223 85V84H222ZM73 87V89L74 90H67V93H66V100L68 99V98H70V100H68L70 103L72 102V105H74L73 103H75L76 105H78V107L79 106H81V108H84V109H87L86 107H85V105H82L83 103H81L83 100H82V96H81V94L80 93H77L76 91H75V88L76 87H74V86H72ZM185 87H187L189 90L187 91V97H183L182 95H180L179 94V92H180V90H182V89H184ZM249 87V86H248ZM92 88V87H91ZM234 88V87H233ZM227 89H229V88H225L224 86H222V88H220L219 89V92H223V91H226ZM232 89V88H231ZM11 90V89H10ZM82 90H84V89H82ZM80 91H81V89H80ZM82 92V91H81ZM84 92V91H83ZM82 92V93H83ZM204 92V93H203ZM216 92V91H215ZM218 92V91H217ZM142 93H144V92H142ZM145 93V94H146ZM96 94H98V93H96ZM95 94V95H96ZM219 94V93H218ZM147 95V94H146ZM143 97V96H142ZM88 98L90 99V103H96V102H101V104H102V109L100 108V110H104L103 108H105V106H106V104H104L103 105V103H102V99H101V96H98V95H96V96H88ZM145 99V100H146ZM184 99V100H183ZM242 99H241V96H237V99H236V101L237 102H239V103H243V100L241 101ZM68 102V103H69ZM84 102V101H83ZM71 105V104H70ZM75 105V106H76ZM246 105V104H245ZM89 106V105H88ZM104 106V107H103ZM117 106H119V108H120V114L119 115H112V116H114V118H115V120L117 119L119 122H121V123H123V121H124V125H126L125 124V122L126 123H128L127 122V120L129 121V126H131L130 125V123L132 124V122L133 121H141L142 119H140L141 117H142V114L141 113H139L138 112V110L141 108L142 109V103L141 102H139V100H137L134 96H133V94H130L129 96H121L120 98H118V102H117ZM204 107H206V106H204ZM93 108H96V107H93ZM92 108V109H93ZM220 108V107H219ZM218 108V109H219ZM106 109H107V106H106ZM207 109H208V112L210 113V111H209V108L207 107ZM218 109H215V108H213V115L215 114V115H218L222 110L220 109V111L218 110ZM91 110V109H90ZM89 110V111H90ZM97 110V109H96ZM108 111H110V110H108ZM88 112V111H87ZM94 112H95V110H94ZM102 112H104V111H102ZM138 112V113H137ZM106 113H108L107 111H106ZM110 113V112H109ZM108 113V114H109ZM111 114V113H110ZM110 117V116H109ZM111 118H113V117H111ZM110 118V119H111ZM179 119V120H178ZM187 121H188V119H187ZM135 124V123H134ZM143 124V123H142ZM137 125V126H136ZM184 125V124H183ZM141 126V124L140 125H138V123L137 124H135V128L137 129V128H139ZM143 126V125H142ZM141 126V127H142ZM146 125L144 124V127H145ZM133 127V128H134ZM128 128V127H127ZM132 127H130V129H131ZM175 128V129H176ZM183 128V127H182ZM136 129H131V130H135V131H137ZM140 129V128H139ZM143 129V128H142ZM142 129H140L141 131H143ZM177 129H179V128H177ZM139 130V131H140ZM262 130V128L260 129V130H257L258 132H260ZM140 131V132H141ZM146 131H147V129H146ZM134 132V131H133ZM177 132V131H176ZM176 132L174 133V135H176ZM262 132H264V131H262ZM136 133V132H135ZM171 133H173V132H171ZM143 134V133H142ZM146 134V133H145ZM173 135V134H172ZM245 136V135H244ZM262 137H264V136H261L260 138H262ZM133 138V137H132ZM247 138H248V136H246V138H243V139H241V140H247ZM260 138H257V142H256V146H260V147H264V141L262 140V141H259L258 139H260ZM130 139H131V137H130ZM8 140V139H7ZM11 140V139H10ZM14 140V139H13ZM12 140V142H16V141H13ZM0 143H3V141L2 142H0ZM7 143H9L10 144V142L8 141ZM4 144V143H3ZM1 145L0 147H4L5 146V144H6V141H5V144L4 145ZM13 144V143H12ZM14 144H16V145H12L11 147H10V145H8L9 146V148H8V146L6 147V148H8V149H5V148H3V150L5 149V151H7V156H9L8 158H5V156H6V154H5V156L3 157H0V187L2 188V189H0V191L2 190L3 191V194L5 195V193H4V190H3V188H9V189H11L12 187L14 188V191H15V187H19V186H21V191H25V190H28L27 188H24V187H26L25 186V184H28V186H29V183H36L38 180L39 181H41L42 182V180H43V182H44V180L46 181H49V182H47L46 184L44 183V184H42V186L44 185L45 186V188L47 189V191L49 190V191H51L52 189L51 188H47L46 187V185L48 186V187H52L51 185L49 186V183H50V181H51V179H55V181H56V179H58V180H60L61 181V185L59 184V182L60 181H58L57 180V182H58V184L62 187V182L64 181V183H66L67 185H65L64 183H63V186H69V189H68V187L66 188V187H62V188H65V189H68V192H69V190L72 192V189L74 188V189H78L77 191L79 192V194H80V196L79 197H81V195H84L83 194V192H86L87 193V191L89 192V190H87V191H85V189H88V188H90L91 189V192H90V195L93 193V195H95L96 196V198H97V195H96V193L95 192H97L98 191V189H100V184L102 183L101 181H98L97 180V182L99 183V182H101V183H99V184H97L96 185V183L95 184H93L92 182L94 181V179L92 180V182H91V180H89L90 182H88L89 184L91 183V185H89V184H87V182H85L86 183V185L83 183L82 185H81V183L82 182H84V181H82L81 183L80 182H77L76 181V179H75V175H74V173L73 172H75V171H73L72 170V168L74 169V167H71L70 168V166H71V164H70V162L68 161V163H69V166H68V163H67V165H66V163H64V158H65V156L63 157V160L64 161H62V159L61 160H58L57 162H55V165H53V166H51L50 164H45V165H42V166H40V165H38V164H36L37 162L36 161H29V159H28V157L26 158V152H29L28 150L27 151H25L24 149H26V147L25 148H23V150L25 151V154L23 153V151H22V148L21 147H19V146H17V143H14ZM170 145V144H169ZM168 145V146H169ZM161 148H163L164 147V145H163V147L161 146V145H159ZM245 145H242L240 148L242 149L243 147H244ZM33 147V146H32ZM169 147H171V146H169ZM30 148L31 147H29L28 149L30 150ZM33 148H35V147H33ZM32 148V150H35L36 151V149H33ZM39 148V147H38ZM45 148V147H44ZM47 148V147H46ZM45 148V150L47 151V149ZM42 149V148H41ZM158 149V148H157ZM168 149V148H167ZM2 150V149H1ZM2 150V152L3 153H5L4 151ZM32 150H30V151H32ZM40 150V149H39ZM48 150L50 151V148H48ZM52 150V149H51ZM146 150H147V148H146ZM163 150V149H162ZM166 150V149H165ZM165 150H163L164 152H165ZM162 151V152H163ZM167 151V150H166ZM1 152V151H0ZM33 152V151H32ZM52 151H50V154H52V153H54V152H52ZM3 153H0V156L3 154ZM8 153H9V155H8ZM34 153H38V152H34ZM34 153H32V155H34ZM40 153V152H39ZM43 153H44V150H43ZM49 153V152H48ZM57 154H58V152H56ZM56 153L54 154L55 156H53L54 158L57 156L58 157V155H56ZM60 153V152H59ZM153 153V152H152ZM156 153V152H155ZM167 153V152H166ZM165 153V154H166ZM13 154H16V159H17V155H18V157H20L21 158V161L22 160H24V161H26V162H15L14 164H12V162H9L8 161V159H10V157L13 155ZM29 154H30V152H29ZM45 154H47V153H45ZM4 155V154H3ZM11 155V156H10ZM31 155V156H32ZM40 155V154H39ZM43 155V154H42ZM29 157H31L30 155H28ZM34 156H36V155H34ZM38 156V155H37ZM41 156V155H40ZM43 156H45V155H43ZM48 156V155H47ZM47 156H45V157H47ZM63 156V155H62ZM49 157V156H48ZM51 157V156H50ZM57 157L55 158V159H57ZM15 158V156H13L12 157V160ZM19 158V159H20ZM59 158V157H58ZM67 158V157H66ZM32 160L34 159V160H36V158H31ZM115 159H117V158H115ZM114 159V160H115ZM27 160H28V162H27ZM114 160H112L113 162H115ZM118 160V159H117ZM19 161V160H18ZM103 161V163L105 164V168H110L111 170L113 169L112 167H114L115 168V164L118 162H115V166H113V164H111V163H113L111 160H108V161H104V160H102ZM165 162V161H164ZM163 162V163H164ZM18 163V164H17ZM98 164L100 163V162H97ZM102 163V162H101ZM103 163H102V165H103ZM167 163H169V161L167 162ZM98 164H97V167H98ZM119 164V162L117 163V165ZM74 165V164H73ZM72 165V166H73ZM90 166H94L95 167V162H94V164L92 163ZM100 167H98V168H101V164L99 165ZM104 166V165H103ZM102 166V167H103ZM165 166V165H164ZM36 167V168H35ZM94 167H93V169H94ZM118 167V166H117ZM120 167V166H119ZM162 167V166H161ZM167 167V166H166ZM179 167V166H178ZM33 168H35L36 170H40L41 169V171H40V175H38L39 174V171L36 173V170L34 171L33 170ZM38 168V169H37ZM50 168V172L47 170V169H49ZM97 168V169H98ZM104 168V167H103ZM163 168V167H162ZM168 168H169V166L167 167V169H166V172L165 173H167V170H168ZM45 171H44V170ZM78 169V168H77ZM76 168L74 169V170H76V171H78ZM95 169H96V167H95ZM116 169V168H115ZM101 170H103L102 168H101ZM105 170V169H104ZM103 170V171H104ZM107 170V169H106ZM114 170V169H113ZM112 170V171H113ZM117 170V169H116ZM34 171V172H33ZM79 171H81L82 172V170L79 168ZM103 171H101V172H103ZM115 171V170H114ZM163 171V170H162ZM169 171V170H168ZM81 172L80 173H78L77 175H78V177H80L81 176ZM85 172V171H84ZM86 172L88 173L89 171L88 170H86ZM85 172V173H86ZM105 172V171H104ZM103 172V173H104ZM164 172V171H163ZM76 173V172H75ZM106 173V172H105ZM170 173V172H169ZM35 174V175H34ZM74 176H73V175ZM80 174V175H79ZM172 175V174H171ZM141 176V175H140ZM144 175H142V177H143ZM165 176V175H164ZM77 177V178H78ZM82 177V176H81ZM169 177V182L168 183H165V182H160V184H164V185H162V187H165L166 189H168L169 191H188L187 193L189 194L190 193V187H189V185H186L183 181H181L180 179H177V180H171V179H176L177 177L176 176H173V178H171L170 176H168ZM49 178H51L50 180H49ZM136 178H138V177H136ZM140 178V177H139ZM138 178V179H139ZM79 180H80V178H78ZM77 179V180H78ZM141 179V178H140ZM81 180H82V178H81ZM145 180V179H144ZM54 181V180H53ZM96 181V180H95ZM94 181V182H95ZM135 181V180H134ZM142 181V180H141ZM141 181L140 182H134V184L136 185V184H138V183H141ZM157 181V180H156ZM41 182H40V184L39 185H41ZM57 182H55V183H57ZM107 182V181H106ZM38 183V182H37ZM55 183L53 182V184L55 185ZM74 183H76V184H74ZM103 183H105V182H103ZM103 183H102V186H103ZM111 183V182H110ZM151 183V182H150ZM152 183L154 184V182L152 181ZM51 184H52V182H51ZM58 184H56V186L58 185ZM80 184V185H79ZM106 184V183H105ZM104 184V185H105ZM117 184H119V183H117ZM129 184H131V183H129ZM158 184H159V182H155V186L157 185L158 186ZM22 185H24L23 186V188L25 189V190H23L22 189ZM54 185H53V187L52 188H55L54 187ZM110 185V184H109ZM124 185V184H123ZM134 185V186H135ZM27 186V187H28ZM33 185H31L30 187H32ZM35 186H37L36 184H35ZM41 186V187H42ZM108 186V185H107ZM107 186H105V188L107 187ZM130 186V185H129ZM129 186H127V187H129ZM133 186V187H134ZM156 186V187H157ZM17 187V188H18ZM41 187L39 186L38 188H40L41 189ZM104 187V186H103ZM109 187V186H108ZM156 187H154V190H155V188ZM32 188H37V187H32ZM37 188V190H40V189H38ZM58 188H60V187H58ZM85 188V189H84ZM121 188H122V186H121ZM126 187L124 186L123 187V189H125ZM129 188H132V186L131 187H129ZM19 189V188H18ZM17 189V190H18ZM31 188H29V190H30ZM45 189V190H46ZM61 189V188H60ZM64 189V190H65ZM74 189H73V192H74ZM102 190H104L103 188H101ZM100 189V190H101ZM28 190V191H29ZM34 190V189H33ZM36 190V189H35ZM42 191H43V189H41ZM44 190V191H45ZM54 190V189H53ZM57 190V189H56ZM63 192H65V195L67 194H69L70 195V193H66V191H64L63 189H61ZM106 190H108V188L106 189ZM105 190V191H106ZM167 190V191H168ZM13 191V190H12ZM31 191V190H30ZM58 191V190H57ZM56 191V192H57ZM62 191H60L59 190V193L60 194H62L63 192ZM126 191H128L129 192V190H128V188H127V190ZM168 191V192H169ZM9 192H11L10 190H9ZM16 192V191H15ZM20 191H18V193H19ZM27 192V191H26ZM55 192V191H54ZM62 192V193H61ZM99 192V191H98ZM102 192V191H101ZM125 192V191H124ZM124 192H123V194H124ZM175 192V193H176ZM186 192H185V194H186ZM8 193V192H7ZM17 193V192H16ZM32 193V192H31ZM43 193H45V192H43ZM52 193H53V191H52ZM76 193V191L74 192V194ZM82 193V194H81ZM103 194L104 193H106L107 194V191L106 192H102ZM131 193V192H130ZM170 193V192H169ZM172 193V192H171ZM181 193V192H180ZM10 194H12V193H9L8 194V196L10 195ZM47 194V193H46ZM46 194H44V195H46ZM50 194V193H49ZM54 195H57L56 193H53ZM59 194V195H60ZM98 195H99V193H97ZM105 194V195H106ZM126 194H127V192H126ZM129 194V193H128ZM126 195V197H128L129 195ZM132 194H134L135 195V193H133V191H132V193H131V195ZM149 194V193H148ZM177 194V193H176ZM184 193L183 194H180V196L182 195V196H184L185 195ZM187 194V195H188ZM1 195V194H0ZM22 195V194H21ZM44 195H42V196H44ZM48 195V194H47ZM66 195V196H67ZM71 195H73V194H71ZM78 194L76 193V196H77ZM87 195V194H86ZM86 195H84V196H86ZM89 195V196H90ZM92 195V196H93ZM102 194H100V197H102L101 196ZM125 195V194H124ZM123 195V196H124ZM131 195H130V197H128L127 199H126V201H125V199H123V196H122V199L124 200H122L123 202H127V204L130 206V208L133 210V207H135V208H140V209H138V210H136V212H140L141 210H142V208H145V209H143L144 211L145 210H147V213H148V209H149V207L151 206V205H149V207H147L148 205L146 204L148 201H146V203H144L145 202V200H141V202H140V200H138V199H136V198H138L136 195V197L135 196H133V197H131ZM26 196H27V194L25 195L24 194V196H23V198H21L22 200L23 199H26ZM28 196H29V193H28ZM50 196H51V194H50ZM53 196V195H52ZM49 197L50 199L51 198H53V197ZM63 196V195H62ZM74 196V195H73ZM72 196V197H73ZM84 196L83 197H81V201L83 200L82 198H84ZM88 196V195H87ZM86 196V197H87ZM88 196V198L90 199V197ZM108 196V195H107ZM107 196H104V197H102L103 199H104V201L103 202H105V198L107 197ZM189 196H190V194H189ZM1 197H3V196H1ZM0 197V198H1ZM7 196L5 195V198H6ZM12 197L14 198V195H12ZM16 197H18L17 198V203H18V200H19V196L18 195H16ZM25 197V198H24ZM57 197H59V196H57ZM56 197V198H57ZM72 197H70V198H72ZM78 197V196H77ZM79 197L77 198V199H79ZM86 197H85V199H86ZM94 197V196H93ZM99 197V196H98ZM125 197V196H124ZM4 198V197H3ZM30 198V197H29ZM48 198V199H49ZM55 198V197H54ZM53 198V199H54ZM2 199V198H1ZM7 199H10V197H7ZM7 199H4V200H7ZM20 199V200H21ZM43 199V198H42ZM77 199L76 200H72L73 202L74 201H77ZM94 198H92V200H93ZM99 199V198H98ZM102 199V200H103ZM108 199V200H107ZM106 199V201H109V200H111L109 197ZM3 200V199H2ZM2 200H0V201H2ZM3 200V201H4ZM20 200H19V202H20ZM56 200V199H55ZM59 200V199H58ZM61 200V199H60ZM70 200V199H69ZM68 200V201H69ZM0 202V205L2 206L3 204H6L7 202ZM7 201H9V200H7ZM11 201H13V203H14V201H16V200H14V199H12V200H10V203H11ZM28 201V200H27ZM26 201V202H27ZM54 201V200H53ZM70 202V207L72 208V203L73 202ZM78 201H80V200H78ZM96 201H97V199H96ZM140 203H139V202ZM144 201V202H143ZM26 202H24V206H21V208H23L24 209V207H25V204L27 205V203ZM51 202H52V200H51ZM83 202H87L86 200L85 201H83ZM99 202L100 201H98V204L96 203V202H94L93 201V203L94 204H97V205H99ZM103 202H100V203H102L103 204ZM111 202V201H110ZM109 202V204H112V203H110ZM115 201H113V203H114ZM2 203V204H1ZM30 203V202H29ZM28 203V204H29ZM48 203V202H47ZM49 203H50V201H49ZM78 203V202H77ZM89 203V202H88ZM92 203V201H91V204H93ZM106 203V202H105ZM133 203L134 204H137V205H134L133 206ZM21 204H23V202L21 203L20 202V205ZM91 204H89L88 206H90ZM107 204H108V202H107ZM115 204V203H114ZM126 204V203H125ZM124 204V205H125ZM138 204H140V206H138ZM152 204V203H151ZM231 206H229L227 209H224V210H221V211H217V212H203L201 209H197L198 207H195L194 205H188V206H186V207H183V208H177V207H169V212H163V215H164V217H162V221H159V220H157V222H155V220H154V224L152 223L151 225L154 227L153 229L151 228V226H148V228H150L151 229V231L150 232H147L148 231V228L147 229H144V230H146L145 232L142 230V231H137L138 233H140V232H142V237L143 238H145V240L143 241V243L140 245V242H137L136 241V243H138L137 245H139V247L141 246V248H138L136 245H135V247H137V248H135V247H133L131 244L134 242H132V243H130L129 242V246H131V247H129V246H127L128 248V251L126 250V253H124L123 255L121 254V253H123V251L120 253V255H119V257L122 255L123 256V258H124V261L122 260L121 262H120V264L121 263H123V264H264V171L262 172V173H260L259 175H257L256 177L254 176V177H252V179L250 180V182H249V184H248V186H247V189H246V191L245 192H243V193H238V194H236L235 196H234V199L231 201ZM8 206H5L6 208H3L4 207V205L0 208V219L2 220V223H3V221L4 222H6L7 220L8 221H10V222H6V223H9V224H11L12 225V223L13 222H15V226H18V225H20L21 227H24L25 229H24V231L25 230H27V231H29L30 229H28V224H29V228H31V225H30V221H28L29 223L27 224V220L29 219V217L28 216H30V215H28L26 212L27 211H29L30 209H27V208H25V213L28 215H26L25 213H24V216L26 215L27 217H28V219H26V221H25V217H23V215H19V214H21V213H19L20 211H19V206L16 204V206H18V207H16L17 208V210H16V208L15 207H11L10 206V204L8 203L7 204ZM13 205V204H12ZM75 205H76V203H75ZM74 205V206H75ZM96 205V206H97ZM106 205V204H105ZM104 205V207L105 208H103V213H102V205H101V207L99 208V206L98 207H95V208H93V209H96V208H98L99 210L101 209V217L99 216L98 218H99V220L101 219V221H102V224H101V226H103L102 228H104V235H105V237L103 238V239H100V237H101V235L103 234V232L102 233H100V236L97 234V235H95L96 234V232L98 233L99 231H101V230H99V231H97L96 229H98L100 226H98V228H96L94 231H96V232H89V230L91 229V228H89L88 227V231H86L87 233H92L93 235H95V236H98L97 238L94 236V239H99L98 241H100L101 243L100 244H105L106 246H109L110 247V249H111V247H112V251H113V249L117 246V243H118V241H119V239L120 238H122V237H124L125 235H127L126 233H128L129 232V230H127V232H124L125 234H123V236H121V234H120V229H122L123 227H120L119 226V223L121 224L123 221L125 222V223H123V225L125 224H127L126 223V221L124 220V216H121L122 214L120 213V216L122 217L121 219H118V218H116V216L115 217H110L111 215L110 214H112V211H115L116 212V210L114 209H112V208H110V210L112 209V211H111V213H110V210H108V207H109V205H107V208H106V206ZM113 205V204H112ZM111 205V206H112ZM117 205H119L118 203H117ZM158 205V207L160 206L159 204H156V206ZM10 206V208H7V207H9ZM28 206H30V204L28 205ZM68 206V205H67ZM77 206V205H76ZM92 206V205H91ZM93 206H95V205H93ZM113 206H116V204L115 205H113ZM154 206V205H153ZM153 206H151V207H153ZM69 207V208H70ZM86 207V206H85ZM118 207V206H117ZM127 207V206H126ZM15 208V209H14ZM67 208V207H66ZM69 208H67V209H69ZM76 208V207H75ZM74 207H73V209H75ZM88 208V207H87ZM26 209H27V211H26ZM65 210V212L67 211H69V210ZM78 209V208H77ZM89 209H90V207H89ZM97 209V210H98ZM117 209V208H116ZM154 209V208H153ZM156 209H157V207H156ZM155 209V212L157 211L158 212V210L160 209V208H158V210H156ZM231 209V210H230ZM85 210V208L83 209V213H81V216L82 215H87L88 216V214H91V213H88V212H86V213H88V214H84V211ZM91 210V209H90ZM90 210H88V211H90ZM96 210V213L98 212H100V211H97ZM104 210H106V211H109V215L107 214L108 212H106V214L109 216V217H106L105 215H104ZM125 210V209H124ZM142 210V211H143ZM150 211L152 210V208L151 209H149ZM228 210H230V211H228ZM64 211V210H63ZM63 211H60L59 213L61 214ZM72 211V210H71ZM71 211H69V212H71ZM74 211V210H73ZM72 211V212H73ZM81 211V210H80ZM94 211V210H93ZM119 210H117V212H118ZM143 211V212H144ZM161 211V210H160ZM21 212L23 213V211L21 210ZM30 212H31V210H30ZM39 213V212H37V211H33V213ZM68 212V213H69ZM71 212V213H72ZM76 212V211H75ZM79 212V211H78ZM78 212H76V213H78ZM92 212V211H91ZM162 212V211H161ZM161 212H159V213H155L154 215L155 216H157L158 214H159V217L162 215V213ZM29 213V212H28ZM35 213V214H36ZM58 213V214H59ZM67 213V214H68ZM70 213V214H71ZM74 213V212H73ZM76 213H74V214H76ZM96 213H93V214H96ZM97 213V214H98ZM29 214H31V213H29ZM60 214H59V216H60ZM93 214H91V215H93ZM115 213H113L112 215H114ZM119 215V213H116L115 215ZM140 213H138L136 216L137 217H139L140 219H141V217L142 216H140L139 215ZM143 214V216H144V213H142ZM150 214V213H149ZM149 214L147 215V214H145V215H147V216H149ZM151 214H153L152 213V211H151ZM161 214V215H160ZM33 215V214H32ZM32 215L30 216L31 218H34V217H32ZM39 216H40V214H38ZM37 215V216H38ZM61 215H63V214H61ZM99 215V214H98ZM97 215V216H98ZM117 215V216H118ZM139 215V216H138ZM153 215V216H154ZM162 215V216H163ZM36 216V217H37ZM69 216V217H68ZM68 218H72L70 221H72L73 220V217H74V219H75V215L73 216V214H72V217L68 214ZM84 216H82V217H80V218H83ZM87 216H85V217H87ZM90 216V215H89ZM96 215H95V217H97ZM119 216V217H120ZM127 215H125V217H126ZM152 216V215H151ZM155 216L153 217V219L155 218ZM26 217V218H27ZM35 217V218H36ZM61 217V216H60ZM59 217V219H61ZM66 217V216H65ZM78 217V216H77ZM150 217V216H149ZM158 217V218H159ZM30 218V219H31ZM39 218V217H38ZM67 218V219H68ZM89 218V219H88ZM90 218H91V221H92V216L91 217H87L86 219H88V220H90ZM93 218H94V216H93ZM126 218H128V216L126 217ZM132 218V217H131ZM130 218V219H131ZM138 218V219H139ZM152 218V217H151ZM151 218H149L148 220H151ZM6 219V220H5ZM59 219H57V220H59ZM65 219V220H64ZM64 219H61L62 220V223L65 221V224L67 223L68 224V220L66 219V218H64ZM78 219V218H77ZM85 219V218H84ZM85 219V220H86ZM97 219V218H96ZM129 219V218H128ZM0 220V221H1ZM31 220H33V219H31ZM64 220V221H63ZM66 220H67V222H66ZM98 220V223L99 222H101V221H99ZM133 220V219H132ZM34 221H36L35 223H34ZM34 221H32V223H34V226H35V224L37 223V220H34ZM94 221H95V218H94ZM121 221V222H120ZM136 221H138L137 219H136ZM136 221H132L134 224L136 223ZM151 221H153V220H151ZM150 221V222H151ZM73 222V221H72ZM78 222V223H77ZM80 222H83L84 223V221H83V219L82 220H80ZM93 222V221H92ZM95 222H97V220L95 221ZM94 222V223H95ZM128 222V221H127ZM141 222V224L143 223L142 222V220L140 221ZM159 222V223H158ZM161 222V223H160ZM1 223V224H2ZM6 223H3V224H6ZM31 223V224H32ZM48 223V222H47ZM47 223H45V225L47 224ZM57 223V222H56ZM60 223H61V221H60ZM60 223H58L60 226L62 225V224H60ZM71 223V222H70ZM83 223H81V225H79V221H76V223H72L73 224V227L70 229V227H69V225H68V227H69V229L71 230V234H69V233H65L66 235H67V237L66 238H64L63 239V237H59V238H61L62 240H68V239H71V240H68L69 242H71V245H72V243H73V240H72V238L74 239V237H76V235H79V232L80 231H82L81 230V227H82V224ZM88 223H89V221L86 223L87 225H88ZM93 223V224H94ZM0 224V225H1ZM14 224V223H13ZM17 224V225H16ZM27 224V225H26ZM65 224H63V228H64V225ZM85 224V225H86ZM90 224H92L91 222H90ZM96 224V223H95ZM131 224V223H130ZM140 223H138V225H139ZM144 224V223H143ZM142 224V225H143ZM6 225H8V224H6ZM11 225H8L9 227L11 226ZM33 225V224H32ZM38 224H36V226H37ZM50 225V224H49ZM48 225V226H49ZM55 225H57V224H55ZM123 225H121V226H123ZM14 225H12V228H10V229H13V227H15ZM40 226V225H39ZM47 226V225H46ZM60 226L58 227V225H57V227L60 229ZM70 226H71V224H70ZM81 226V227H80ZM89 226V225H88ZM93 226H95V225H93ZM141 226V225H140ZM139 226V227H140ZM143 226H145V225H143ZM3 227H5V226H3ZM2 227V228H3ZM21 227H19L18 226V228L19 229H21ZM51 227V228H50ZM52 227L53 226H49V231H51V229H52ZM66 227V226H65ZM83 227H85L84 225H83ZM82 227V228H83ZM90 227H92L91 225H90ZM130 227H133V225L131 226V225H129V222H128V228H130ZM147 227V226H146ZM32 228H33V226H32ZM38 228V227H37ZM37 228H35V229H37ZM45 228V227H44ZM43 228V229H44ZM47 228V227H46ZM56 228V227H55ZM67 228V227H66ZM65 228V229H66ZM101 228V227H100ZM99 228V229H100ZM134 228H135V226H134ZM5 229V228H4ZM9 229V228H8ZM34 229V228H33ZM39 229V228H38ZM43 229H41V230H43ZM54 229V228H53ZM68 228H67V230H69ZM73 229V230H72ZM84 229V232H85V228H83ZM87 229V228H86ZM125 229V228H124ZM127 229V228H126ZM132 229V228H131ZM140 229V228H139ZM1 230V229H0ZM18 230V229H17ZM16 230V231H17ZM22 230H23V228H22ZM21 230V231H22ZM44 230H47L48 231V229H44ZM69 230V231H70ZM133 230V229H132ZM135 230H137V229H135ZM141 230V229H140ZM2 231H3V229H2ZM13 231H14V229H13ZM16 231H15V233H16ZM35 231H37V230H35ZM38 231H40V230H38ZM56 231H58V229L56 228ZM56 231L54 232V230L52 231V232H50V234L52 235V237H51V235H50V237L51 238H53V239H56V237L54 236V234H52L53 232L54 233H56ZM60 231H63V229L61 228L60 229ZM91 231H92V229H91ZM124 231V230H123ZM1 232V231H0ZM4 232H6V231H4ZM10 232V231H9ZM9 232H6L7 234L6 235H8V233ZM20 232V231H19ZM26 232V231H25ZM32 232V231H31ZM42 232V231H41ZM44 232V231H43ZM42 232V233H43ZM83 232V233H84ZM136 232V233H137ZM3 233V232H2ZM21 233V232H20ZM24 233V232H23ZM23 233H22V235H23ZM27 233V232H26ZM29 233H30V231H29ZM28 233V235L30 236L31 234H29ZM35 233H39V232H35ZM57 233H59V231L57 232ZM56 233V234H57ZM82 233V232H81ZM80 233V234H81ZM83 233H82V236H85V234L83 235ZM123 233V232H122ZM25 234V233H24ZM39 234H41V233H39ZM48 234L46 235L45 233H44V235H46V236H48ZM55 234V235H56ZM68 234H69V237H68ZM89 234V235H90ZM4 236H3V238H5V233L3 234ZM11 235V236H10ZM10 235H8L10 238L9 239H11V237H12V234L10 233ZM16 235V234H15ZM22 235H20V236H22ZM27 235V234H26ZM27 235V236H28ZM33 235V239H38L36 242L37 243H39V249H41L42 247H43V252H45L46 250H49V249H51V247H52V245L55 243V241L54 240H52V239H49L50 237H45V236H43V237H39L40 235H38V236H36L37 234H35V236L37 237V238H35L34 237V234H32ZM31 235V236H32ZM43 235V234H42ZM41 235V236H42ZM61 235V234H60ZM59 234H58V236H60ZM62 235H63V233H62ZM129 235V234H128ZM140 235V234H139ZM17 236V235H16ZM27 236H25V237H27ZM31 236H30V239H31ZM55 238H54V237ZM64 236V235H63ZM82 236H80L79 235V238L81 237L82 238ZM91 236V235H90ZM132 236V235H131ZM138 236V235H137ZM136 236V237H137ZM25 237H22V238H25ZM70 237H72V238H70ZM89 237V236H88ZM88 237H86L87 239H88ZM92 237V236H91ZM133 237H135V235H133ZM133 237H131L130 239H132L133 240ZM2 238V239H3ZM7 238V237H6ZM6 238L4 239L5 240V242H7V241H9V240H6ZM13 238V237H12ZM17 237H14L13 238V240L14 239H16ZM81 238L80 239H78V238H75L76 240L78 239V241L80 240V243H81ZM84 238V237H83ZM102 238V237H101ZM125 238H128L129 239V237L127 236V237H125ZM138 238V240H139V236L137 237ZM8 239V238H7ZM28 239V238H27ZM33 239H31V240H33ZM61 239H59V241L62 243L63 241H61ZM90 239V238H89ZM88 239V240H89ZM92 239V238H91ZM123 239V238H122ZM128 239H127V241H128ZM129 239V240H130ZM12 240V239H11ZM18 240H19V238H18ZM17 240V241H18ZM21 240V239H20ZM22 240H24V239H22ZM20 241V245L23 243V241ZM30 240V241H31ZM52 240V241H51ZM76 240H74V241H76ZM121 240V239H120ZM125 240V239H124ZM136 240V239H135ZM143 240V239H142ZM142 240H141V242H142ZM1 241V240H0ZM15 241V240H14ZM13 241V242H14ZM16 241V242H17ZM27 241V240H26ZM25 240H24V242H26ZM68 241L66 242V243H68ZM77 241V244L79 243ZM85 241L86 240H84V244H85ZM3 241H1V243H2ZM12 242V243H13ZM22 242V243H21ZM51 242H52V245H51ZM56 242H58V238L56 239ZM60 242H58V244L57 245H59V247L61 246H63V247H65V245H66V247H67V244H64V245H61V243ZM83 242V241H82ZM89 242V241H88ZM87 242V243H88ZM94 242V241H93ZM93 242H89L90 244H92L93 245ZM119 242H121V241H119ZM123 242V241H122ZM0 243V248H1V246H2V244ZM10 244V241L9 242H7V245H9ZM18 243V242H17ZM27 244H28V241L26 242ZM30 243V242H29ZM32 243V242H31ZM31 243H30V245H31ZM36 243V245L35 246H37L38 247V244ZM63 243H65V242H63ZM62 243V244H63ZM76 243V242H75ZM98 242H96V244H97ZM128 243V242H127ZM3 244H4V242H3ZM15 244V243H14ZM24 244V243H23ZM22 244V245H23ZM26 244V245H27ZM35 244V243H34ZM95 244V243H94ZM95 244V245H96ZM124 244H125V241H124ZM11 245V244H10ZM20 245H18L19 247H17V248H19V251H16V250H13L15 253L16 252H20V250H21V248H20ZM21 245V246H22ZM30 245L28 244V246H29V248L31 249L32 247H30ZM56 245V246H57ZM68 245H69V243H68ZM79 245V244H78ZM81 245H83V244H80V246ZM95 245H93V246H95ZM99 245V244H98ZM96 245L97 247H98V249L100 248V247H104L103 245ZM116 245V246H115ZM121 244H119L118 246H120ZM128 245V244H127ZM4 246V245H3ZM5 246H6V244H5ZM24 247H25V245H23ZM31 246H34L33 244L31 245ZM73 246V245H72ZM77 246V245H76ZM76 246H74V247H76ZM115 246V247H114ZM10 247H13V246H10ZM9 247V248H10ZM15 247H16V244H15ZM24 247H22V248H24ZM53 247H54V245H53ZM58 247V248H59ZM62 247V249H64ZM71 247V246H70ZM83 247L85 248H83L84 250H82V252L83 251H85V250H87L86 249V247H87V245H86V247L83 245ZM89 247V246H88ZM90 247H92V246H90ZM109 247H107V248H105V249H108ZM121 248L120 249H122V247H124V246H120ZM125 247H126V245H125ZM124 247V248H125ZM8 248V247H7ZM8 248V249H9ZM36 248V247H35ZM72 248V247H71ZM77 248H79V247H77ZM93 248H95V247H92V249L91 250H93ZM124 248H123V250H124ZM5 249V247H3V250ZM8 249H6L7 251H8ZM11 250H12V248H10ZM13 249H15V248H13ZM25 249V251H29V250H27L26 248H24ZM53 250H55V252H56V250H58V249H56V247L55 248H52ZM62 249H60L61 250V252H62ZM66 249V248H65ZM67 249H69V247H67ZM74 249H76V248H74ZM101 249H103V248H101ZM110 249H109V252H110ZM117 249V248H116ZM2 250V249H1ZM11 250H9V252L13 255V251L11 252ZM42 250V249H41ZM80 250V249H79ZM78 249H77V251H75V253L76 252H78L79 251ZM91 250H89V251H91ZM6 251V252H7ZM34 251H37L36 249H34ZM33 251V252H34ZM38 251H40V250H38ZM52 250H50V252H51ZM64 251V250H63ZM66 251V250H65ZM73 251V250H72ZM89 251H87V255H89L88 254V252ZM96 251H97V249H96ZM99 251V250H98ZM101 251V250H100ZM102 251H104V250H102ZM115 251V250H114ZM4 252H5V250H4ZM21 252H22V250H21ZM32 252V251H31ZM31 252L29 253L28 252V254H31ZM32 252V254H34L35 256H37L38 257V255L36 254V253H33ZM42 252V251H41ZM50 252H49V255H52V254H50ZM54 252V251H53ZM82 252H79V254L80 253H82ZM108 251L106 250V253H107ZM117 252V255H118V250L116 251ZM125 252V251H124ZM1 255H3V251H1ZM8 253V252H7ZM23 253H24V251H23ZM47 253V256L49 257V255H48V251L46 252ZM60 253V252H59ZM63 253V252H62ZM66 253H68L69 254V251L68 252H66ZM86 253V252H85ZM90 253V252H89ZM96 253V252H95ZM115 253V252H114ZM24 254H27L26 252L24 253ZM56 255H59V254H57V253H55ZM55 254H53V255H55ZM64 254V253H63ZM70 256H72L73 254H74V252H70ZM92 254V253H91ZM90 254V255H91ZM94 254V253H93ZM97 254V253H96ZM113 254V253H112ZM111 254V255H112ZM116 254V253H115ZM1 255H0V257H1ZM9 255V254H8ZM16 256L18 255V254H15ZM20 255V254H19ZM18 255V256H19ZM21 255H23V254H21ZM41 255V254H40ZM82 256H83V253L81 254ZM80 255V256H81ZM84 255H86V254H84ZM90 255H89V258H90ZM107 255V254H106ZM114 255V254H113ZM3 256H6V253L3 255ZM2 256V257H3ZM28 256V255H27ZM27 256H25V257H27ZM30 257H33V255H29ZM28 256V257H29ZM44 256H46L45 255V253L43 254V258H41V260L43 259V261H46V262H48V259L49 258H52V256L51 257H49V258H47V256H46V258L47 259H45L44 258ZM59 256H61V254L59 255ZM64 256H65V254H64ZM63 256V257H64ZM69 256V255H68ZM67 256V257H68ZM74 256H76V254H74ZM79 255L78 256H76L77 258L78 257H80ZM91 256H93V255H91ZM97 256H105V251H104V255H98L97 254ZM24 256H23V259L25 258ZM27 257V258H28ZM40 257V256H39ZM41 257H42V255H41ZM54 257V256H53ZM62 257V258H63ZM67 257H65V258H67ZM76 257H71V258H69L70 260H72V258H76ZM100 257V258H101ZM106 257V256H105ZM104 257V258H105ZM108 257H109V260L111 259L110 258V255H108ZM107 257V258H108ZM114 257H116V256H114ZM118 257V256H117ZM116 257V258H117ZM26 258V259H27ZM34 258V257H33ZM33 258H31V259H33ZM36 258V257H35ZM34 258V259H35ZM55 258V257H54ZM60 258V257H59ZM65 258L64 259H62V260H65ZM67 258V259H68ZM76 258V259H77ZM87 259L88 261L89 260H91V259H88V257H84V259ZM100 258H95L96 260L98 259V261H104V260H101ZM116 258H113V261H114V259H116ZM121 258V257H120ZM120 258H119V261H120ZM122 258V259H123ZM22 259V258H21ZM29 259V258H28ZM31 259H29L28 260V262L30 263L32 260ZM45 259V260H44ZM53 259V258H52ZM56 259V258H55ZM57 259H58V257H57ZM66 259V260H67ZM69 259L67 260L68 262H69ZM73 259V260H74ZM79 259V258H78ZM84 259H82V257H81V259L80 260H83V261H87L86 259L84 260ZM100 259V260H99ZM118 259V258H117ZM116 259V260H117ZM31 260V261H30ZM51 260V259H50ZM50 260H49V262L48 263H46V264H49L50 263ZM59 261H60V259H58ZM96 260H94L96 263H97V261ZM112 260V259H111ZM110 260V261H111ZM26 261V260H25ZM24 261V262H25ZM34 261V260H33ZM37 261V259L35 260V262ZM39 261V260H38ZM38 261H37V263L36 264H40V263H38ZM43 261H40L41 263H43ZM52 261V260H51ZM56 261V260H55ZM67 261H65V262H67ZM83 261H81V264H83ZM110 261H109V263H107V264H110ZM113 261H111V264H116V262L118 263V261H115V263H113ZM27 262V261H26ZM57 262V261H56ZM56 262H54V263H56ZM71 263L72 262H75V260L74 261H70ZM69 262V263H70ZM77 262H79V260L78 261H76V264H77ZM91 263L93 262V260L92 261H90ZM94 262V263H95ZM101 262V264H103ZM105 262H107V261H105ZM263 262V263H262ZM32 263V262H31ZM53 263V264H54ZM61 263H62V261H61ZM68 263V264H69ZM80 263V262H79ZM78 263V264H79ZM88 264H89V262H87ZM94 263H92V264H94ZM22 264H25V263H22ZM27 264V263H26ZM35 264V263H34ZM52 264V263H51ZM57 264V263H56ZM63 264V263H62ZM66 264V263H65ZM73 264V263H72ZM85 264V263H84ZM98 264H100V263H98ZM104 264H106V263H104Z\"/></svg>",
  "mask_w": 264,
  "mask_h": 264
}]
</instances>
